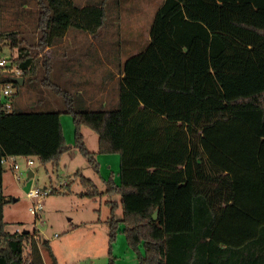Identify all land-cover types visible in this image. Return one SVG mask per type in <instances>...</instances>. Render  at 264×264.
Here are the masks:
<instances>
[{
	"label": "trees",
	"instance_id": "trees-1",
	"mask_svg": "<svg viewBox=\"0 0 264 264\" xmlns=\"http://www.w3.org/2000/svg\"><path fill=\"white\" fill-rule=\"evenodd\" d=\"M36 1L38 40L29 42L19 30L3 28L0 0V59L17 50L0 65V264H45L41 244L58 264L36 231L6 229L11 198L3 178L7 157L59 165L69 149L63 112L73 116L75 147L97 171L83 125L98 134L100 153L120 154V182L109 177L105 191L76 172L82 195L122 196L124 215L116 217L119 202L111 201L106 220L110 256L122 232L138 264H264V0H164L148 44L120 67L117 106L101 109L85 108L80 90L53 83L51 60L42 64L34 53L70 28L99 36L108 0ZM16 68L26 81L46 69L41 82L62 96L64 108L21 110L16 92L7 107L2 88L19 85ZM151 186L163 189L162 236L153 217L160 204L127 203V196H151Z\"/></svg>",
	"mask_w": 264,
	"mask_h": 264
},
{
	"label": "rangeland",
	"instance_id": "rangeland-1",
	"mask_svg": "<svg viewBox=\"0 0 264 264\" xmlns=\"http://www.w3.org/2000/svg\"><path fill=\"white\" fill-rule=\"evenodd\" d=\"M74 1L84 5L100 0ZM108 2L110 4L107 5L106 23L99 36L70 28L67 36L54 46L46 48L41 54L33 52L42 64L45 57L51 60L53 71L49 76L53 83L63 88L80 90L83 94L84 107L90 109L117 106L121 67L118 62L125 61L148 44L149 20L151 15L154 17L156 7L162 4V0L132 2L108 0ZM124 4L127 5L125 14L129 10L127 16L122 14ZM113 5L114 8L117 6V12L113 10ZM39 9L36 0H4L1 6L3 28L19 30L29 42H36L39 32L37 28ZM128 17L140 22L142 30L128 31L126 29L128 26L132 28L136 25L135 21H129ZM141 17L143 18L140 20ZM127 34H130L129 38ZM16 53V49L8 50L3 56L12 58ZM46 75V69L43 71L39 69L33 79L26 81L24 77V84L15 86V108L28 111L64 108L62 96L50 86L42 84L41 80ZM61 122L69 149L63 154L58 166L52 162L43 163L38 157H34L32 169L35 174L29 177L25 158H18L21 164L19 171L22 172L20 182L13 181L12 187L7 181L5 190L12 202L6 212L8 220L6 229L12 232L17 231V228L21 231L28 229L32 233L36 231L41 241H49L58 264H110L111 256L113 264H138L137 252L128 245L126 235L122 232L113 243L111 256L109 254L106 220L112 214L111 201L119 202L114 213L117 218H122L124 215L122 196L118 193L84 196L81 192L85 188L80 182V176L76 174L79 170L93 179L101 191H105L109 177H114L117 184L120 182V154L100 153L98 134L92 128L83 125L82 132L88 148L96 152L100 163V170L97 171L75 147V124L72 114L63 112ZM36 186H47L52 189V192L42 199L44 205L42 218L37 221L34 214L29 211L30 205L36 199L27 195V192ZM151 187L153 189L151 196H127V203L131 208H141L150 202L160 204L156 219L159 225L155 233L162 236L163 189ZM16 198L17 201H14ZM40 247L45 264H54L48 248L43 244ZM28 249L29 243L26 245V251Z\"/></svg>",
	"mask_w": 264,
	"mask_h": 264
},
{
	"label": "built area",
	"instance_id": "built-area-1",
	"mask_svg": "<svg viewBox=\"0 0 264 264\" xmlns=\"http://www.w3.org/2000/svg\"><path fill=\"white\" fill-rule=\"evenodd\" d=\"M11 58H7V57H2L0 59V65L1 66H5L6 64L9 63V60ZM17 69V68H16ZM17 71V75H19L20 70H16ZM15 84L13 82H9L7 83L3 88H2V92L3 95L5 97H7V101H6V105L7 107H11L12 102L9 99V97L12 96V94L15 92ZM11 162L13 168L15 169V176L16 178L20 181V174L22 172H20L19 170L21 169V164L19 163V161H17L14 157H7L6 159H4V162ZM26 161V165H27V172L29 169H31L34 173L35 171L32 169V164L34 163V157H26L25 158ZM52 192L51 188H48L47 186L45 187H39L36 186L34 188H31L28 192L27 195L32 198V199H36V201L33 202L32 205H30L29 207V211L34 214L35 216V220L37 221V219H41L42 218V213H43V209H44V205L42 203V199L49 195ZM17 231L20 232V229L18 228ZM28 264V263H27Z\"/></svg>",
	"mask_w": 264,
	"mask_h": 264
},
{
	"label": "crops",
	"instance_id": "crops-1",
	"mask_svg": "<svg viewBox=\"0 0 264 264\" xmlns=\"http://www.w3.org/2000/svg\"><path fill=\"white\" fill-rule=\"evenodd\" d=\"M4 1V0H3ZM129 2H132V0H128ZM163 2H164V0H162V4H163ZM109 3V2H108ZM110 4V3H109ZM161 4V5H162ZM160 5V4H159ZM160 5V6H161ZM160 6H157L156 7V9H155V12H154V17H155V14H156V12H157V10H158V8L160 7ZM115 6L113 5V10H115L116 12H117V6H116V8H114ZM125 8H127V5L126 4H124L123 6H122V14L123 15H126L127 16V14H128V12H129V10H127V12H126V14H125ZM116 12H115V14H116ZM121 14V15H122ZM152 15H151V18H150V20H149V24H148V38H149V40H150V28H151V26H152V23H153V20H154V17H153V20H152ZM129 18V21L130 20H133V22L136 24L135 26H133L132 28L131 27H127L126 29L128 30V29H134V30H142V27H141V24H140V22H138V21H136V19L134 18V19H131L130 17H128ZM143 17H141L140 18V20L142 19ZM145 24H146V21H145ZM129 31V30H128ZM69 32V31H68ZM68 34V33H67ZM67 34H66V36H67ZM128 35V38L130 37V34H127ZM65 36V37H66ZM64 37V38H65ZM63 38V39H64ZM94 38H96V37H94ZM149 42V41H148ZM117 60V59H116ZM118 61V60H117ZM119 61H120V59H119ZM119 64H120V66L124 63V60H122L121 62H118ZM120 76H122L121 74H120ZM18 159V158H17ZM17 161H19V160H17ZM7 170H9V171H7ZM10 172V173H9ZM34 173V172H33ZM35 174V173H34ZM12 176H13V180H12ZM7 177H8V179H7ZM7 181H8V183H9V185L10 186H14L13 185V181H15V182H20L17 178H16V176H15V169L13 168V166H12V164H11V162L9 161V162H7L6 163V166H5V172H4V178H3V184H4V193H5V195H7L6 194V185H7ZM8 196V195H7ZM14 201H17V198L14 200ZM11 203L12 202H9V203H7L6 205H5V207H4V218H5V221L6 222H8V220H7V218H6V212H7V209L8 208H10V206H11ZM18 229V228H17ZM24 230H28V229H24ZM21 231V230H20ZM12 232V231H11Z\"/></svg>",
	"mask_w": 264,
	"mask_h": 264
},
{
	"label": "water",
	"instance_id": "water-1",
	"mask_svg": "<svg viewBox=\"0 0 264 264\" xmlns=\"http://www.w3.org/2000/svg\"><path fill=\"white\" fill-rule=\"evenodd\" d=\"M14 78L20 85L24 84V79H25L24 76L17 75ZM28 174H29V177L34 175V173H33V171L31 169L28 170ZM153 217H154L155 220L158 218V209H156L155 212L153 213Z\"/></svg>",
	"mask_w": 264,
	"mask_h": 264
}]
</instances>
